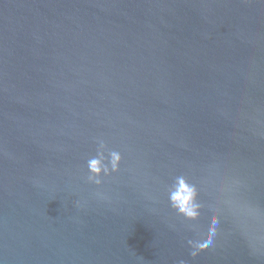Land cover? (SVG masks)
I'll return each mask as SVG.
<instances>
[{
  "label": "water",
  "instance_id": "1",
  "mask_svg": "<svg viewBox=\"0 0 264 264\" xmlns=\"http://www.w3.org/2000/svg\"><path fill=\"white\" fill-rule=\"evenodd\" d=\"M180 174L220 217L194 258ZM181 259L264 264V0H0V264Z\"/></svg>",
  "mask_w": 264,
  "mask_h": 264
},
{
  "label": "clouds",
  "instance_id": "2",
  "mask_svg": "<svg viewBox=\"0 0 264 264\" xmlns=\"http://www.w3.org/2000/svg\"><path fill=\"white\" fill-rule=\"evenodd\" d=\"M95 143L97 145L95 155L86 161L87 174L85 179L87 183L99 187L103 178L120 171L122 155L120 151L109 148L102 138H96ZM166 194L171 209L186 221H198L201 217V210L207 208L208 214L202 228L198 225L189 226L196 234L193 238L187 239L186 244L190 249L189 255L193 258L200 251L211 248L220 226L218 209L211 203L205 205L201 202L197 185L190 182L187 176L183 174L172 179ZM95 195L101 199L105 198L100 192L95 193ZM225 203L231 204L232 202L225 201ZM177 264H186V262L181 259Z\"/></svg>",
  "mask_w": 264,
  "mask_h": 264
}]
</instances>
